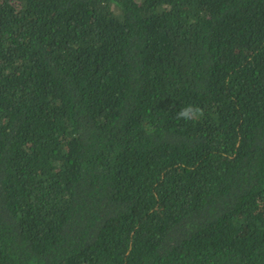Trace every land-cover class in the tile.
I'll return each mask as SVG.
<instances>
[{
  "label": "trees",
  "instance_id": "1",
  "mask_svg": "<svg viewBox=\"0 0 264 264\" xmlns=\"http://www.w3.org/2000/svg\"><path fill=\"white\" fill-rule=\"evenodd\" d=\"M0 264H264V0H0Z\"/></svg>",
  "mask_w": 264,
  "mask_h": 264
},
{
  "label": "clouds",
  "instance_id": "2",
  "mask_svg": "<svg viewBox=\"0 0 264 264\" xmlns=\"http://www.w3.org/2000/svg\"><path fill=\"white\" fill-rule=\"evenodd\" d=\"M200 115V109L192 105H188L182 108L177 113V119L191 120L197 118Z\"/></svg>",
  "mask_w": 264,
  "mask_h": 264
}]
</instances>
